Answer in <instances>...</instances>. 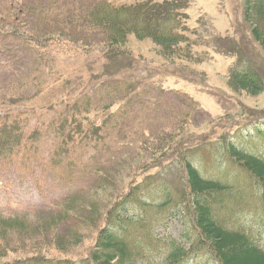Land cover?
Segmentation results:
<instances>
[{
  "label": "rangeland",
  "instance_id": "374dc122",
  "mask_svg": "<svg viewBox=\"0 0 264 264\" xmlns=\"http://www.w3.org/2000/svg\"><path fill=\"white\" fill-rule=\"evenodd\" d=\"M98 1L0 0V130L17 124L20 144L0 157V220L20 222L0 227V262L32 252L84 257L100 213L125 196L157 201L163 187L186 201L180 153L204 177L233 186L247 180L224 153L225 139L264 157V92L251 96L227 84L242 64L264 80L244 0H188L189 58L171 64L152 43L129 37L131 55L117 66L97 51L102 35L83 20ZM235 44L239 55L229 53ZM71 192L81 195L68 207ZM246 206L230 223L258 227L255 200ZM152 214L155 234L184 242L186 220ZM206 260L195 252L185 264Z\"/></svg>",
  "mask_w": 264,
  "mask_h": 264
},
{
  "label": "trees",
  "instance_id": "16d2710c",
  "mask_svg": "<svg viewBox=\"0 0 264 264\" xmlns=\"http://www.w3.org/2000/svg\"><path fill=\"white\" fill-rule=\"evenodd\" d=\"M243 5L250 37L264 54V0H244ZM187 7L188 0H143L121 5L103 0L95 2L83 20L102 35V45L97 51L114 66L122 64L120 60L131 55L125 48L129 37L152 43L159 57L173 64L190 57L187 54L191 46L187 35L190 30L185 25ZM228 48L231 55H239L236 44ZM103 68L107 67L103 65ZM227 84L233 91L251 96L264 92V80L246 64L231 68ZM256 127L258 129L259 124ZM14 129L17 124L1 127L0 156H11L14 149L19 148V134H13ZM223 143L224 153L244 174L246 182L237 181L233 186L203 177L185 157L186 152L184 156L180 153L186 201H178L175 192L163 187L158 188L160 193L153 195L161 196L157 201L147 199L143 194L136 195L135 202L127 200L128 196L122 197L117 204L100 213L102 225L97 227L94 243L84 257L70 259L32 252L0 264H183L195 252L207 258L204 264H264V248L260 244L261 233H264V230L261 232L264 229V157L241 148L232 138ZM78 194L81 195L66 196L63 202H69L68 207H72ZM252 198L258 209L255 222L259 226L232 225L229 218L247 207ZM176 201L183 206H178ZM129 208L136 209L137 213L132 214ZM91 211L97 213L99 210L94 205ZM153 211L166 213L169 221L186 220L182 233L184 242L170 234L158 239L153 227H149L154 218ZM11 220L13 222L0 220V227L20 223L14 218ZM71 238L76 239V236L72 234Z\"/></svg>",
  "mask_w": 264,
  "mask_h": 264
}]
</instances>
